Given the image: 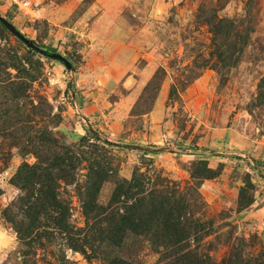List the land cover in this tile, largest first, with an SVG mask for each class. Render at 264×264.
Instances as JSON below:
<instances>
[{"label":"rangeland","instance_id":"1","mask_svg":"<svg viewBox=\"0 0 264 264\" xmlns=\"http://www.w3.org/2000/svg\"><path fill=\"white\" fill-rule=\"evenodd\" d=\"M20 1L0 0V264H264V0ZM48 164L60 229L18 184ZM142 201L161 213L139 232Z\"/></svg>","mask_w":264,"mask_h":264},{"label":"trees","instance_id":"2","mask_svg":"<svg viewBox=\"0 0 264 264\" xmlns=\"http://www.w3.org/2000/svg\"><path fill=\"white\" fill-rule=\"evenodd\" d=\"M59 161H60V165L62 167L64 166L63 172L65 173L64 175H60V179L66 181V182L75 181L74 176L72 178V175H69L70 177L67 175V174H69L67 170H68V167L70 166V164L69 165L67 164L66 157L57 156L56 161L55 162L51 161L50 165L57 166V162H59ZM52 166H49V164L46 166L38 165L35 167H31L30 165H24L23 168L20 170V174L17 178H18V184H20V186H23L25 188L26 187L32 188L33 192L36 191V193H37L36 197H38L36 200L39 199L40 202L38 203L34 197H31V195L29 198L22 197L21 200H23V199L26 200L27 205H30V207L32 209L37 208V207H39V209H43L49 203L50 208H55L54 210L56 211V212L53 211L54 215L52 217H50L49 220L52 221V224L54 226H56L57 228L60 229V226L63 222L62 219L64 216H66V212L63 211L61 213V217H60V208H62L63 210H64V208L62 206H60V200L58 198V194L56 191L57 184H56V177L55 176H57V175H54ZM95 173H96V175H98L100 177H96L94 179L90 178V181H92V182H94V184L98 185L99 178H102L105 173L100 171V169L99 170L97 169V171ZM69 178H72V179H69ZM92 198L94 200V194L92 195ZM148 199H149V197H148ZM141 200L142 199L140 198L139 202ZM144 200L148 202V200H146V199H144ZM92 203L93 202L90 201L88 203V205L86 204V208H87L86 213L88 216L94 212V208L91 206ZM144 205H146V204L143 201L141 202V204L136 205V207H140L138 209L137 214H136L137 220H132L130 218V222H133L132 224H134L135 222L138 223L137 225L130 224V227L135 231L139 230V232H140V228L142 226L140 223H144V226H145L147 221H149L150 218H153L152 216H155L158 219V217L161 213V212L157 211L158 209L156 210L155 214L152 212H148V211H146L147 208ZM89 206H91L90 209H89ZM162 210L164 211L165 209H162ZM166 215H167L166 222L168 224V226H167V228H168L171 225H173V224H171L172 222L170 219V216H172V212L167 211ZM166 222L164 221V224H166ZM144 226H143V228H144ZM125 229H127V228L126 227L123 228L122 226H120L116 229L115 232H116V234H121L122 232L125 231ZM114 263L121 264L124 262L122 260H116V261H114Z\"/></svg>","mask_w":264,"mask_h":264},{"label":"built area","instance_id":"3","mask_svg":"<svg viewBox=\"0 0 264 264\" xmlns=\"http://www.w3.org/2000/svg\"><path fill=\"white\" fill-rule=\"evenodd\" d=\"M18 6L20 10H29L33 6V2L30 0H21L18 2Z\"/></svg>","mask_w":264,"mask_h":264},{"label":"water","instance_id":"4","mask_svg":"<svg viewBox=\"0 0 264 264\" xmlns=\"http://www.w3.org/2000/svg\"><path fill=\"white\" fill-rule=\"evenodd\" d=\"M58 57L60 58V56H58ZM62 60H63V61H65V62H67V63H68V65H71V63H70V62H68L66 59L62 58Z\"/></svg>","mask_w":264,"mask_h":264},{"label":"crops","instance_id":"5","mask_svg":"<svg viewBox=\"0 0 264 264\" xmlns=\"http://www.w3.org/2000/svg\"><path fill=\"white\" fill-rule=\"evenodd\" d=\"M206 186V184L204 185V187Z\"/></svg>","mask_w":264,"mask_h":264}]
</instances>
